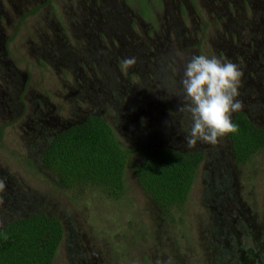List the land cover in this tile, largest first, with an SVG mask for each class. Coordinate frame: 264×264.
<instances>
[{"label":"rangeland","instance_id":"obj_1","mask_svg":"<svg viewBox=\"0 0 264 264\" xmlns=\"http://www.w3.org/2000/svg\"><path fill=\"white\" fill-rule=\"evenodd\" d=\"M201 54L242 70L240 111L264 125V0H0V226L57 216L52 264H264V146L241 165L225 137L184 140L179 81ZM87 113L125 146L201 152L183 206L162 216L129 167L117 200L59 187L40 151Z\"/></svg>","mask_w":264,"mask_h":264},{"label":"trees","instance_id":"obj_2","mask_svg":"<svg viewBox=\"0 0 264 264\" xmlns=\"http://www.w3.org/2000/svg\"><path fill=\"white\" fill-rule=\"evenodd\" d=\"M232 122L239 131L225 138L233 162L243 165L264 146V125L255 126L241 111L232 114ZM201 160L199 151L125 146L94 113L55 131L40 151L41 166L55 175L59 187H87L113 200L125 191L123 174L129 167L162 216L183 206ZM62 235L61 222L52 213L11 219L0 226V264H52Z\"/></svg>","mask_w":264,"mask_h":264},{"label":"clouds","instance_id":"obj_3","mask_svg":"<svg viewBox=\"0 0 264 264\" xmlns=\"http://www.w3.org/2000/svg\"><path fill=\"white\" fill-rule=\"evenodd\" d=\"M183 60L184 57L181 56ZM135 57L122 61L124 70L134 66ZM183 76L179 81L183 96L178 113L184 114L189 123L184 137L189 148L197 142L211 145L220 139L239 131L238 125L232 122V114L242 110L243 104L238 99L243 77L242 70L226 59L201 54L192 55L184 62ZM175 87L176 81L170 80ZM6 182L0 178V194L4 193ZM4 203L0 195V205ZM7 239V236L4 237Z\"/></svg>","mask_w":264,"mask_h":264},{"label":"flooded vegetation","instance_id":"obj_4","mask_svg":"<svg viewBox=\"0 0 264 264\" xmlns=\"http://www.w3.org/2000/svg\"><path fill=\"white\" fill-rule=\"evenodd\" d=\"M85 115H86V114H85ZM73 121H75V120H72V121L69 122L68 124H66V125H64V126H60V127L57 126V125H54L53 128L51 129V131L48 133V137L46 138V142H45L44 146L46 145L48 139H49L50 137L53 136V134H54L55 131L60 130V129L66 127L67 125L71 124ZM76 121H77V120H76ZM145 148H148V147H145Z\"/></svg>","mask_w":264,"mask_h":264}]
</instances>
